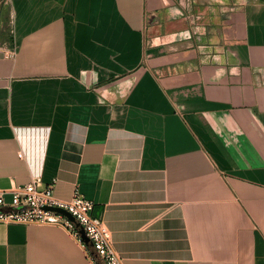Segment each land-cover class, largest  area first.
<instances>
[{
	"label": "crops",
	"instance_id": "obj_1",
	"mask_svg": "<svg viewBox=\"0 0 264 264\" xmlns=\"http://www.w3.org/2000/svg\"><path fill=\"white\" fill-rule=\"evenodd\" d=\"M5 14L0 189H78L123 264H264V0H0ZM79 258L61 227L0 222V264Z\"/></svg>",
	"mask_w": 264,
	"mask_h": 264
},
{
	"label": "built area",
	"instance_id": "obj_2",
	"mask_svg": "<svg viewBox=\"0 0 264 264\" xmlns=\"http://www.w3.org/2000/svg\"><path fill=\"white\" fill-rule=\"evenodd\" d=\"M7 53L12 56L14 51ZM92 207L93 202L82 196L78 189L68 200L57 198L53 184L44 185L39 176H33L25 184L0 189L1 223L64 228L83 247L92 264H123L122 258L112 247L109 230L101 219L91 216ZM51 208L66 210L75 218V222ZM79 226L83 228L88 243L81 238Z\"/></svg>",
	"mask_w": 264,
	"mask_h": 264
},
{
	"label": "rangeland",
	"instance_id": "obj_3",
	"mask_svg": "<svg viewBox=\"0 0 264 264\" xmlns=\"http://www.w3.org/2000/svg\"><path fill=\"white\" fill-rule=\"evenodd\" d=\"M10 31H11V22H10L8 14H5L0 22V43H2L3 41L9 42ZM62 245L65 246L64 249L67 250L68 256H71V258L76 257L75 250L68 243H63ZM89 250L92 251L90 247H89ZM80 259L81 258L72 260L71 264H82ZM63 263L66 264V261L64 260L56 261V264H63ZM99 264H102V263L100 262Z\"/></svg>",
	"mask_w": 264,
	"mask_h": 264
},
{
	"label": "water",
	"instance_id": "obj_4",
	"mask_svg": "<svg viewBox=\"0 0 264 264\" xmlns=\"http://www.w3.org/2000/svg\"><path fill=\"white\" fill-rule=\"evenodd\" d=\"M51 209L63 214L70 221L75 222V218L69 212H67L66 210L61 209V208H51ZM79 233H80L81 238L84 240V242L88 243L89 240H88L87 236L85 235V232H84V230H83V228L81 226H79Z\"/></svg>",
	"mask_w": 264,
	"mask_h": 264
}]
</instances>
